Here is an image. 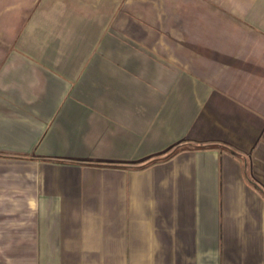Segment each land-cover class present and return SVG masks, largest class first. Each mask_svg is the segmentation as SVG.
<instances>
[{"label":"crops","instance_id":"1","mask_svg":"<svg viewBox=\"0 0 264 264\" xmlns=\"http://www.w3.org/2000/svg\"><path fill=\"white\" fill-rule=\"evenodd\" d=\"M261 189L264 0H0V264H264Z\"/></svg>","mask_w":264,"mask_h":264},{"label":"trees","instance_id":"2","mask_svg":"<svg viewBox=\"0 0 264 264\" xmlns=\"http://www.w3.org/2000/svg\"><path fill=\"white\" fill-rule=\"evenodd\" d=\"M183 146L179 145L176 146V148L172 149L167 155H165L164 157H162L161 159H166L168 158L170 155H172L173 153H175L178 149L182 148ZM234 154L240 155L238 152L231 150ZM20 157H26V156H20ZM160 159V158H158ZM256 187L258 189H260V187L258 185H256ZM262 190V189H261ZM262 192L264 193V191L262 190Z\"/></svg>","mask_w":264,"mask_h":264}]
</instances>
